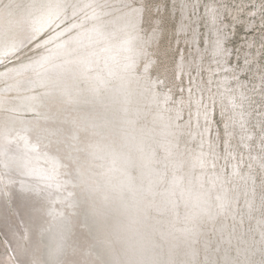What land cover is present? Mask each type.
Segmentation results:
<instances>
[{
    "label": "rangeland",
    "instance_id": "374dc122",
    "mask_svg": "<svg viewBox=\"0 0 264 264\" xmlns=\"http://www.w3.org/2000/svg\"><path fill=\"white\" fill-rule=\"evenodd\" d=\"M0 264H264V0H0Z\"/></svg>",
    "mask_w": 264,
    "mask_h": 264
},
{
    "label": "bare ground",
    "instance_id": "6f19581e",
    "mask_svg": "<svg viewBox=\"0 0 264 264\" xmlns=\"http://www.w3.org/2000/svg\"><path fill=\"white\" fill-rule=\"evenodd\" d=\"M39 179H40V178H39ZM49 188L51 189V187H49ZM52 189H53V191H54V192H56V191H57V186L55 185V186H54ZM56 197H57V196H56ZM56 197H55V196H53V199L55 200V199H56Z\"/></svg>",
    "mask_w": 264,
    "mask_h": 264
}]
</instances>
